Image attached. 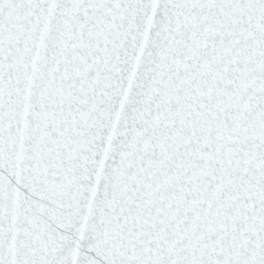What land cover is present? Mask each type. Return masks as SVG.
I'll return each instance as SVG.
<instances>
[{"label":"snow or ice","instance_id":"1","mask_svg":"<svg viewBox=\"0 0 264 264\" xmlns=\"http://www.w3.org/2000/svg\"><path fill=\"white\" fill-rule=\"evenodd\" d=\"M0 264H264V0H0Z\"/></svg>","mask_w":264,"mask_h":264}]
</instances>
